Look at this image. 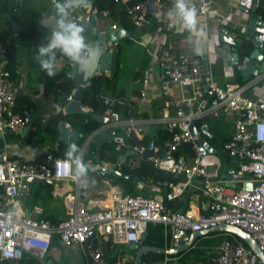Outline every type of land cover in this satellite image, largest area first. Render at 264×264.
<instances>
[{
	"label": "built area",
	"instance_id": "obj_1",
	"mask_svg": "<svg viewBox=\"0 0 264 264\" xmlns=\"http://www.w3.org/2000/svg\"><path fill=\"white\" fill-rule=\"evenodd\" d=\"M231 1L247 9H251L255 2ZM173 3L174 0H137L125 6L128 18L139 29L150 30L155 16L163 19V26L157 27L156 34L164 36L165 40L155 53V65L136 80L149 86L154 84L155 76L163 104L155 116L136 113L132 106H126L125 115L115 108L121 103L120 98L99 94L106 106L105 114L111 117V121L103 123L100 129L113 135L111 142L121 155L117 164L101 162L100 173L106 176L111 167L122 164L134 168L136 160L126 154L129 152L140 158L146 157L156 168L180 179L155 182L157 186L167 187L166 200L144 194H125L119 187H112L104 200L85 202L74 196L67 217L54 224L25 210L26 178L80 183L83 176H76L75 165L70 159L57 156L52 151L42 158L26 161L11 157L4 150L0 153V264L5 261L18 263L26 254L35 257L38 264H56L50 259L55 235L65 247H85L87 260L83 264H109L102 243L139 244L150 223L164 225L165 248L180 246L193 231L221 223L234 224L249 232L264 253V99L246 97L243 94L245 86L240 83L227 81L221 84L208 72L204 59L179 49L171 40L178 25H174L166 15ZM191 3L199 16L208 15V0H191ZM92 12L96 17H110L107 10L94 8ZM80 22V19L76 21L85 32L86 26ZM220 30L233 34L225 27ZM6 53L7 49L0 45V138L11 132L20 134L27 125H32L28 113L16 111V87L3 58ZM147 91L142 90L141 96L146 97ZM73 94L74 91L67 97L68 101L73 100ZM220 115L233 117L229 138L222 144L212 143L216 149L221 146L230 157L239 161L238 168L230 173L229 179L210 176L212 153L200 142L201 139L214 138L212 119ZM152 125L161 126L167 133L162 145L151 136ZM191 125L195 126L196 135ZM146 137L148 141L141 142ZM187 142L192 143L193 155L182 147ZM248 175L251 179L246 178ZM198 179L209 212L174 211L168 202L182 197ZM237 183L243 186L236 187ZM248 183L251 188L245 187ZM13 209H18L16 215L9 214ZM34 213L41 214L42 209L35 207ZM131 260L123 257L117 264H128ZM141 264L148 263L143 260ZM212 264L264 263L242 239L230 234L213 256Z\"/></svg>",
	"mask_w": 264,
	"mask_h": 264
},
{
	"label": "crops",
	"instance_id": "obj_2",
	"mask_svg": "<svg viewBox=\"0 0 264 264\" xmlns=\"http://www.w3.org/2000/svg\"><path fill=\"white\" fill-rule=\"evenodd\" d=\"M134 1L135 0H119L120 6L116 16L109 17L107 19L104 17L95 16L93 19L96 21L97 26L101 29H109L115 25L116 27L113 28L120 29L121 33H128L127 36L121 39L119 45L111 46L115 50V57L112 71L110 74H107L108 76H112L115 70L118 52L119 70L125 65L123 62L124 52L128 50V48L134 49L139 55L137 62L134 64V70L129 76L130 89L126 91L124 88L116 87L115 92L118 96L115 97L121 99V103L119 104H122L125 107H134V111L136 113H144V115L155 116L159 113V107L163 104V98L160 95L158 86L156 85V77H153L154 84L149 86H145L143 83L137 82L136 80L138 77H141L146 70L152 68L153 65H155V53L158 51L160 43L165 40L164 36H157L156 34L157 27L163 26V19L160 16H155L153 26L150 30H142L135 26L129 27L128 24H130V22H126L128 24L124 23L120 12L123 7L125 8L126 4ZM54 4L55 2L53 0H20L18 7L15 9V13L17 15L16 21L20 24V31L28 30L32 27H37L39 30L46 28L51 31V29L55 27ZM259 6L260 0L257 7V12L264 16V11H261ZM93 9L94 8L92 7V4L89 8L80 7L74 10L72 15L76 12L80 13V18L93 15ZM248 15L249 13L245 12L243 7L231 0H208V15L206 17L198 15L200 26L203 28L204 33L202 51L199 54L194 51L195 44L193 43V37H191L186 32H181L179 30V25L174 29L171 40L183 53L197 55L204 59V61H207L209 63L211 75L221 84H225L227 81L240 83L245 86L243 94L246 97L251 99H264V74L260 75L252 82H242L241 71L239 70L238 64L234 60V53L231 49L232 46L221 36L222 32L220 29L221 27H225L230 33L235 34L237 37L238 32L245 25V20L248 18ZM41 17L46 18V27L41 25ZM104 25L105 28H103ZM3 27L9 31L8 38L17 36L20 32L13 31L11 23L10 26L4 24ZM47 38L48 36H46L44 39ZM128 39H130V41H127ZM150 56H153L152 60L149 58ZM71 63L72 62L67 57L62 55L56 60V71L63 69L66 65L71 66ZM38 75L39 73L37 68L29 65L24 54V50L20 47L16 60V71L14 76L16 94L17 97L23 96L26 99H31L36 104V108L32 112L35 117L32 118L30 131L25 135H22V133H10L4 138H0V153L6 150L11 157L20 158L26 161H34L36 159L42 158L47 152L52 151L53 144L48 141L46 134L41 132V130L44 129L51 120H64L76 131L72 122L76 118L74 114L78 113L65 112L66 105L70 103V101L67 99L68 96L66 97V103L62 102V99L65 98L64 95L61 96L59 100H55L52 95L47 96L45 94L44 84L39 81ZM77 87L78 85L75 83V89ZM75 89L73 91H75ZM144 89L148 90V95L146 97L141 96V92ZM104 115L106 114L104 113ZM212 123L214 125V130L217 129L218 125L225 127L224 131H218L214 138L211 139V141L213 140L215 142V145L217 143L222 144V142L229 138L228 134L233 130V117L232 115H220L218 118L212 119ZM161 130L162 127L159 125L150 126L151 136H157ZM104 132L108 131H103L99 127L95 132L85 139L83 145L80 148L79 155L81 160L85 165L88 166L87 173L83 176V179L80 183H77L73 180H54V183H52L53 188L51 190L50 196H47L46 192L37 186V183H32L29 191L26 189V192L23 196V203L25 210L29 214L35 215L40 219H47L51 222L53 221L60 223L67 217V213L73 203L74 196H77L79 199L85 202H89L107 199L112 187H119L124 191L120 185L112 183L110 178L107 177L108 174L106 176L101 175V163H96L98 152L95 154V157L86 159V155L88 154L91 144L95 142L96 139L101 138ZM152 132H154L155 135H152ZM76 133L78 134L77 131ZM79 136L80 135L78 134V137ZM68 138L71 137H67L65 140ZM59 141L62 142L61 140ZM106 143L111 144L112 142L109 141ZM106 143L104 145H106ZM55 144L57 143L55 142L54 145ZM218 148L222 149L221 146ZM224 152L225 155L228 156L227 159L221 157H211L212 164L209 167V173L213 179L221 176L229 179L230 173L236 170L239 166V161L237 159L230 157L225 150ZM126 154L136 160V165H139L144 158L137 157V155L129 152H126ZM106 156H110V153L107 152ZM61 157L66 156L61 155ZM120 159L121 155L119 153L117 163L120 161ZM102 162L110 161L102 160ZM110 163L112 165L116 164L114 162ZM114 168L118 170L116 166ZM118 175H121V172ZM137 184L140 194L166 200L165 194L167 192V187L157 186L152 179L148 181L140 180ZM240 186L243 185L241 183L236 184V187ZM200 187L201 181L198 179L194 186L189 187L184 195L178 198V200H183L185 203H187V200H189L187 211L192 210L198 213L209 212L207 208V200L201 195L199 189ZM32 195L37 196V204H35L33 207H28L27 204L28 201H30V196ZM46 197L47 200L45 201L44 198ZM35 207H40L42 209V213L35 214ZM177 211H183V208L181 207L177 209ZM218 234L223 235V237H225L224 240L230 237V234L227 233ZM107 242L111 241H105L102 243L103 248ZM221 244L216 248L206 252V254L209 255V259L207 261L208 264H212V258L218 253ZM126 245L128 244L113 245L111 242V246L116 250L117 260L122 259L123 257L132 258L130 254L124 253V246ZM66 258L74 259L72 261L73 264L85 263L87 260L85 247L81 245L65 247L61 242L59 245L52 246L50 259L56 262V264L57 262L61 264L70 263L65 262ZM165 261H170V258L166 256ZM191 261H193L194 264H207L205 261L199 263L195 262L194 260Z\"/></svg>",
	"mask_w": 264,
	"mask_h": 264
},
{
	"label": "trees",
	"instance_id": "obj_3",
	"mask_svg": "<svg viewBox=\"0 0 264 264\" xmlns=\"http://www.w3.org/2000/svg\"><path fill=\"white\" fill-rule=\"evenodd\" d=\"M136 1V0H135ZM20 0H0V45L4 46L7 49L6 53V67L12 73L14 78L16 71V60L18 57L20 47L24 50V54L30 66L37 68L38 70V79L40 82L44 84L45 94L47 96L52 95L55 100H59L61 96H65L62 99L63 103H66V97L69 96L72 91L75 89V81L74 79L68 75L71 66L66 65L63 69L59 71H55V74L49 76L46 71H44L38 61L35 59L37 47L45 43L47 39H44L46 36L50 34V31L46 28L39 30L37 27H32L28 30H21L17 36H13L8 38L9 31L6 30L3 25H9L10 21L7 18L6 14H9L13 18L17 19V15L15 13V9L18 7ZM132 3V2H131ZM119 0H94L93 8H97L99 11L107 10L110 14V17L116 16L119 8ZM260 10L264 11V0H260ZM122 16V20L124 23L130 22L128 24L129 27L134 26L131 20L128 18L125 8L120 12ZM105 28V25L103 26ZM96 37L90 36L87 38V41L95 39ZM127 41H130L128 39ZM120 48V47H119ZM62 56L61 53H57V59ZM119 71V52L116 57V65L115 70L112 76H108L107 74L96 75L91 83L83 88V97L82 102L84 105L89 106L92 109L91 113H78L74 114L75 119L72 124L76 129L78 134L80 135L78 138H68L65 141L60 142L58 139L59 136V122L60 119L51 120L47 126L41 130L43 134H46V138L53 144L52 151L57 155H65L68 150V146L72 143H75L80 151L81 146L83 145L85 139L95 132L103 123L94 116V114L104 115L106 111V106L103 105L99 98L100 93H106L112 96H118L115 92L116 90V77ZM123 93V92H121ZM36 108V104L31 99H26L25 97H17L16 111L21 114H30ZM116 109L122 111L125 115H127V107L122 104H117L115 106ZM155 137L161 145L167 137V133L165 130H161L157 136ZM148 137H146L141 142H147ZM57 143L54 145V143ZM60 143V144H58ZM96 142H93L90 146L87 158L95 157L97 153ZM109 152L110 156H106V153ZM102 160H108L110 162H114L117 164V158L119 156V152L115 150V146L113 143L104 145L100 150ZM117 169L121 172V175L116 174L111 171L107 177L110 178L112 183L120 185L125 194H140L138 191V184L134 181V177L138 176L141 181H148L152 179L154 182L157 180H175L177 181L180 177H175L173 174L160 170L156 168L152 162L147 160L146 157L143 158L139 165H136L134 168L130 167L128 164H122L120 166H116ZM132 175V177H125L126 175ZM37 186L40 189H43L47 196H50L51 190L53 188L52 183L47 182H37ZM47 200V197L44 198ZM188 201L185 203L183 200H173L169 202V206L177 211L179 208H183V211L186 212L188 209ZM37 204V196H30V201H28L27 206L33 207ZM205 213V212H204ZM207 213V212H206ZM47 218V217H46ZM53 222V221H52ZM54 224H59L53 222ZM149 235L145 240V244L151 246H159L162 247L164 245V225L161 223H150L148 226ZM225 237L218 233H213L207 236L199 237L194 247H192L189 251L178 255V256H168L171 260H178L182 264H187L189 261L194 260L195 262H204L207 263L209 259V255L206 252L211 249L216 248L221 244ZM60 244L59 237L55 235L52 246H56ZM104 251L107 259L109 260V264H117V253L114 247L111 246V242H107L104 245ZM124 253H128L131 256L135 255L134 250H125ZM166 256L156 253L147 254L144 257V260L148 264L154 263H163L165 261ZM38 260L30 254H26L18 263H13L11 261H5L3 264H38ZM132 264V260L128 263Z\"/></svg>",
	"mask_w": 264,
	"mask_h": 264
},
{
	"label": "water",
	"instance_id": "obj_4",
	"mask_svg": "<svg viewBox=\"0 0 264 264\" xmlns=\"http://www.w3.org/2000/svg\"><path fill=\"white\" fill-rule=\"evenodd\" d=\"M90 3L93 5L94 0H90ZM259 0H255L254 5L251 9L243 7V10L249 13L248 18L245 20V25L238 32V36L232 34L221 33L223 39L229 42L232 46V52L234 53V60L238 64L239 70L241 71L242 82L249 83L256 80L260 75L264 74V16L257 12V7ZM11 23L12 29L15 32L20 31V24L11 17L6 15ZM80 13L76 12L72 15L71 19L76 22L78 19L86 26V31L83 33L86 39V42L89 43L92 47L98 48L100 50L99 61L93 69H90L87 73L81 71V69L71 63V69L68 73L71 76L78 87L75 89L73 94V100L65 107L66 113H91L92 109L82 102L83 97V88L88 86L92 79L96 75L100 74H110L113 68V61L115 57V50L111 47L113 45H119L121 39L128 35V33H121L120 29L109 28L101 29L97 26L96 21L93 19L95 15H88L80 18ZM90 36L96 37L90 41H87V38ZM119 50V48H118ZM117 51V50H116ZM6 55L3 56L5 58ZM208 72H210L209 63L205 61ZM187 89H190V86H187ZM31 118H34L35 115L30 113ZM102 123H107L111 121V117L107 115H98L94 114ZM31 124L27 125L22 132V135H25L30 131ZM191 130L194 135H196V128L194 125H191ZM59 140L63 141L67 137L78 138L76 131L64 120L59 122ZM14 133V132H11ZM152 135H155L152 132ZM113 140V135L109 132H104L101 138L96 139L97 144V157L96 163L100 164L102 158L100 155V149L106 143ZM204 144L210 153H216L217 149L212 145V143L206 139H201L200 141ZM182 147L187 150L191 155L194 154L192 149V143L187 142L182 145ZM228 154V153H227ZM100 166V165H99ZM101 168V167H100ZM111 171L120 174L118 170L114 167H111ZM125 177H132V175H126ZM246 178L251 179V176H246ZM134 181L139 183L140 178L138 176L134 177ZM27 182V191L30 190L32 183L37 182H47L54 183V179H40L36 177L26 178ZM246 188H251V184H245ZM108 229V227H107ZM213 233H227L235 235L238 238L242 239L252 251H254L259 259L264 263V253L259 247L257 240H255L251 234L244 229L238 227L234 224L221 223L216 226H212L208 229H203L200 231H193L190 234V238L182 243L178 247H159L151 246L145 244V240L149 235V232L146 231L142 236L141 243H131L129 244V250H134L135 255L132 256V264H141L144 260V257L150 253L161 254L164 256H178L187 251H189L195 244L196 240L199 237L210 235ZM51 262V261H50Z\"/></svg>",
	"mask_w": 264,
	"mask_h": 264
},
{
	"label": "clouds",
	"instance_id": "obj_5",
	"mask_svg": "<svg viewBox=\"0 0 264 264\" xmlns=\"http://www.w3.org/2000/svg\"><path fill=\"white\" fill-rule=\"evenodd\" d=\"M90 6V0H55V27L51 29L47 41L37 47L35 56L40 67L49 76L55 74L58 52L85 73L98 63L100 50L86 42L83 26L71 19L74 10ZM166 15L174 25H179L181 32H186L193 37L194 51L199 54L202 51L204 33L200 26L197 9L192 5L191 0H174L173 7ZM40 23L46 27V18L41 17ZM65 156L75 165L78 178L86 175L88 166L82 162L75 143L68 146ZM17 211L18 209H13L9 214L16 215Z\"/></svg>",
	"mask_w": 264,
	"mask_h": 264
},
{
	"label": "rangeland",
	"instance_id": "obj_6",
	"mask_svg": "<svg viewBox=\"0 0 264 264\" xmlns=\"http://www.w3.org/2000/svg\"><path fill=\"white\" fill-rule=\"evenodd\" d=\"M121 51H122V49H121ZM138 57H139L138 53L132 48H128V50H126L124 52L123 62L125 63V65H124V67L120 68V70L118 71V74L116 77V87L117 88H124V89H126V91H128L130 89L129 76L131 75V73L134 70V64L137 62ZM149 58H151V60H152L153 56L152 57L150 56ZM224 130H225L224 126L218 125L217 129H215L214 132H215V134H217L218 131H224ZM211 142L215 143L213 140ZM211 156L216 157V158H220V157L226 158V159L228 158V156L225 155L224 150L221 148H218L217 153H212ZM128 248H129V245L124 246L125 250H128ZM73 260L74 259L66 258L65 262H70L68 264H73V262H72ZM57 264H61V263L57 262ZM162 264H182V263L179 262L178 260L174 259L171 261H165ZM187 264H194V263H193V261H190Z\"/></svg>",
	"mask_w": 264,
	"mask_h": 264
}]
</instances>
